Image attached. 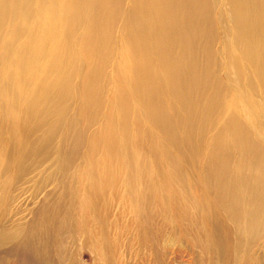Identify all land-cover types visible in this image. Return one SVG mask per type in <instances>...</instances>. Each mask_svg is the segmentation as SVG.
<instances>
[{"label": "bare ground", "instance_id": "obj_1", "mask_svg": "<svg viewBox=\"0 0 264 264\" xmlns=\"http://www.w3.org/2000/svg\"><path fill=\"white\" fill-rule=\"evenodd\" d=\"M72 106L102 117L79 171L94 191L113 175L133 186L141 151L158 163L151 179L167 203V184L204 172L226 264H264V0H0L5 243L23 237L39 203L24 195L27 217L14 219L11 185L61 169Z\"/></svg>", "mask_w": 264, "mask_h": 264}, {"label": "rangeland", "instance_id": "obj_2", "mask_svg": "<svg viewBox=\"0 0 264 264\" xmlns=\"http://www.w3.org/2000/svg\"><path fill=\"white\" fill-rule=\"evenodd\" d=\"M71 108L72 121L71 126H67L70 131L61 152V169L53 171L50 180L48 174H35L27 177L34 182L19 179L11 185L8 196L14 219L27 217L24 211L27 207H18L24 195L37 194L39 203L28 208L35 210L31 209L32 216L26 219L29 225L22 238L5 243L0 236V264H226L224 255L219 252L222 242L217 245L212 238L211 228L219 212L214 211L209 199H204L207 194L204 172L194 177L197 182L193 185L188 182L183 188H176L174 183L167 184L164 188L170 193L167 203L166 198L161 197L162 188L151 179V170L158 163L141 151L134 163L137 172L132 179L133 186L129 188L127 180L113 175L94 191L89 185L92 177L81 176L79 171L86 167L88 152H95L90 141L97 132L93 131L96 127L91 123L101 121L102 117L95 112L83 114L78 106ZM143 136L148 144L149 138ZM145 142L141 145L146 147ZM97 151L95 164H99L105 154L104 148ZM119 162V157L113 161L115 166ZM162 168L166 169L164 165ZM161 172L165 171L161 169ZM41 191L49 197H39ZM87 199H91L94 208L85 206ZM174 208H181L184 219L175 218ZM1 213L2 208L0 225ZM104 228L108 229L107 238L103 235ZM219 237L223 239L225 235Z\"/></svg>", "mask_w": 264, "mask_h": 264}]
</instances>
